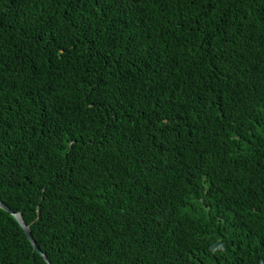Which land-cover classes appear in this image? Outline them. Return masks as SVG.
I'll list each match as a JSON object with an SVG mask.
<instances>
[{
  "label": "trees",
  "instance_id": "1",
  "mask_svg": "<svg viewBox=\"0 0 264 264\" xmlns=\"http://www.w3.org/2000/svg\"><path fill=\"white\" fill-rule=\"evenodd\" d=\"M0 201L51 264H264V0H0Z\"/></svg>",
  "mask_w": 264,
  "mask_h": 264
},
{
  "label": "water",
  "instance_id": "2",
  "mask_svg": "<svg viewBox=\"0 0 264 264\" xmlns=\"http://www.w3.org/2000/svg\"><path fill=\"white\" fill-rule=\"evenodd\" d=\"M0 208L4 209L5 211L11 213L16 220L18 221V223L20 224V226L23 228L25 234L27 235L28 239L30 240V242L32 243L35 251L39 252L44 259L47 261L48 264H51V262L49 261L48 257L46 256V254H44L41 249L39 248V246L37 245L30 227L25 223L23 216L21 213H16L13 210H11L8 206H6L3 202L0 201Z\"/></svg>",
  "mask_w": 264,
  "mask_h": 264
}]
</instances>
